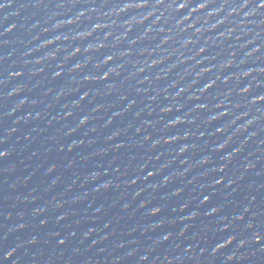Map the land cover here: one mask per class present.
<instances>
[{"label": "water", "instance_id": "95a60500", "mask_svg": "<svg viewBox=\"0 0 264 264\" xmlns=\"http://www.w3.org/2000/svg\"><path fill=\"white\" fill-rule=\"evenodd\" d=\"M0 264H264V0H0Z\"/></svg>", "mask_w": 264, "mask_h": 264}, {"label": "snow or ice", "instance_id": "6c2138e0", "mask_svg": "<svg viewBox=\"0 0 264 264\" xmlns=\"http://www.w3.org/2000/svg\"><path fill=\"white\" fill-rule=\"evenodd\" d=\"M4 155V153L3 152H0V156H3Z\"/></svg>", "mask_w": 264, "mask_h": 264}]
</instances>
